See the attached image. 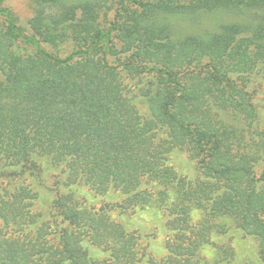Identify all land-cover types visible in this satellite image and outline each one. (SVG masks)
I'll return each instance as SVG.
<instances>
[{
	"label": "trees",
	"instance_id": "trees-1",
	"mask_svg": "<svg viewBox=\"0 0 264 264\" xmlns=\"http://www.w3.org/2000/svg\"><path fill=\"white\" fill-rule=\"evenodd\" d=\"M31 1L22 23L0 0V181L11 191L0 196V221L37 225L39 199L22 179L44 186L52 172L62 228L56 244L45 223L28 239L0 232V264H98L97 248L75 236L87 231L112 239L116 261H133L122 227L70 205L81 186L143 204L151 189L163 202L173 189L178 221L192 208L231 218L264 264V120L250 90L264 80V0H117L113 14L108 0ZM126 78L144 85L138 99ZM159 124L168 139L157 140ZM174 148L201 178L168 165ZM196 246L181 249L186 261Z\"/></svg>",
	"mask_w": 264,
	"mask_h": 264
},
{
	"label": "rangeland",
	"instance_id": "rangeland-1",
	"mask_svg": "<svg viewBox=\"0 0 264 264\" xmlns=\"http://www.w3.org/2000/svg\"><path fill=\"white\" fill-rule=\"evenodd\" d=\"M108 3L111 6L110 14H113L117 0H108ZM5 6L10 8L22 23H25L34 11L31 0H6ZM71 49V45L67 46L60 55L66 57ZM256 84H263V89H257ZM125 85L126 91L136 99L140 88H144V85L131 78H126ZM250 86H255L250 89L251 95L264 120V80L258 75ZM138 110L142 115H149L148 107L139 102ZM156 136L157 140L168 139V128L159 124ZM168 165L190 182L201 178L196 161L189 157L184 149L174 148L168 154ZM36 177L27 174L22 182L37 193L39 201L31 208L32 212L39 215L36 219L37 225H29L27 219L26 223L10 219L7 224L0 221V232L8 237L28 239L34 236L38 225L45 223L48 225V240L56 244L62 228L59 218L51 210V202L55 199L53 186L56 179L52 172H43V186ZM63 179L64 175L60 176V180ZM9 188L6 180L0 181V196H5L6 200H10ZM72 190L74 196L70 205L81 210L86 209L95 216L108 218L110 222L122 227L125 235L131 239L134 260L130 262L121 256V260L116 261L112 254L113 247H116L112 239L94 238L89 231L84 236L81 232L75 233V236L79 235L78 239H86L97 248L96 253L100 255L98 264H116L115 261L117 264H263L256 240L237 228L231 218L208 217L204 210L192 208L187 221H178L171 213L177 196L173 189L165 191V202L158 196L160 188L151 189L150 199L145 204L131 201L114 187L105 192H99L89 186L74 187ZM68 191L67 187L61 186V193L66 194ZM204 226L207 228L206 233L201 237L198 232ZM195 242L196 252L186 261L181 255V249L195 245Z\"/></svg>",
	"mask_w": 264,
	"mask_h": 264
}]
</instances>
